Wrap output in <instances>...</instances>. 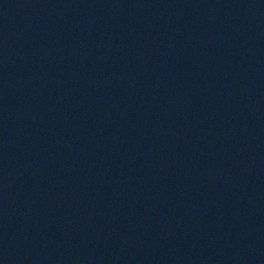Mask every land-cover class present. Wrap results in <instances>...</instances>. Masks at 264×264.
<instances>
[{
  "label": "water",
  "instance_id": "obj_1",
  "mask_svg": "<svg viewBox=\"0 0 264 264\" xmlns=\"http://www.w3.org/2000/svg\"><path fill=\"white\" fill-rule=\"evenodd\" d=\"M0 264H264V0H0Z\"/></svg>",
  "mask_w": 264,
  "mask_h": 264
}]
</instances>
